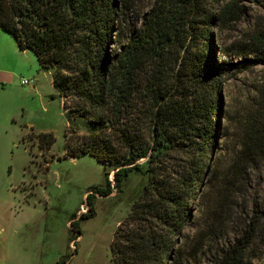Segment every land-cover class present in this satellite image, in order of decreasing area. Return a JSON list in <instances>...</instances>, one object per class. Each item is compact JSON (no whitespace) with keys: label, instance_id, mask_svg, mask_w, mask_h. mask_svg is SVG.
<instances>
[{"label":"trees","instance_id":"trees-1","mask_svg":"<svg viewBox=\"0 0 264 264\" xmlns=\"http://www.w3.org/2000/svg\"><path fill=\"white\" fill-rule=\"evenodd\" d=\"M212 4L219 5L217 13L206 7ZM124 8L125 0H0V28L19 50H31L42 69L53 70L67 122L66 156L91 155L110 168L93 193L121 190L129 173L142 169L139 161L147 162L148 183L114 233L110 264H175L172 245L189 217L217 130L219 93L212 90L227 70L213 58L208 29L242 12L236 0H154L127 43L109 54ZM36 137L42 149L55 141L51 132ZM169 154L181 155L172 168L161 161ZM241 156L250 168L264 160V121L248 135ZM89 191V213L79 220L93 213ZM74 218L70 230L80 235ZM259 236L264 216L254 211L220 264H238Z\"/></svg>","mask_w":264,"mask_h":264},{"label":"rangeland","instance_id":"rangeland-1","mask_svg":"<svg viewBox=\"0 0 264 264\" xmlns=\"http://www.w3.org/2000/svg\"><path fill=\"white\" fill-rule=\"evenodd\" d=\"M236 1L241 17L208 29L213 58L227 70L212 90L219 93L217 130L189 217L172 245L175 264H220L254 211L264 216V160L250 168L241 156L248 135L264 121V0ZM153 3L125 0L109 54L127 43ZM206 7L217 13L219 5ZM52 78L53 70L42 69L31 50H19L0 28V264H110L114 233L148 183L147 162L139 161L142 169L130 172L121 190L93 193L110 168L91 155L66 156L67 122ZM41 132L54 135L50 149L39 147ZM180 156L161 161L172 168ZM88 191L93 213L79 220L89 213ZM72 215L80 235L70 230ZM238 264H264V238L257 237Z\"/></svg>","mask_w":264,"mask_h":264},{"label":"built area","instance_id":"built-area-1","mask_svg":"<svg viewBox=\"0 0 264 264\" xmlns=\"http://www.w3.org/2000/svg\"><path fill=\"white\" fill-rule=\"evenodd\" d=\"M21 83H22V84H29V81L26 80V79H24V80L21 81Z\"/></svg>","mask_w":264,"mask_h":264}]
</instances>
